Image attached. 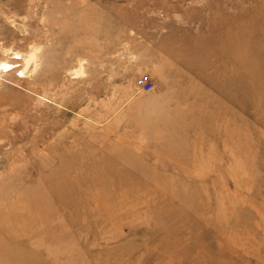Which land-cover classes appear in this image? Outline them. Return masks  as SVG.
Returning <instances> with one entry per match:
<instances>
[{"label":"rangeland","instance_id":"374dc122","mask_svg":"<svg viewBox=\"0 0 264 264\" xmlns=\"http://www.w3.org/2000/svg\"><path fill=\"white\" fill-rule=\"evenodd\" d=\"M0 264H264V0H0Z\"/></svg>","mask_w":264,"mask_h":264},{"label":"built area","instance_id":"2783aa9c","mask_svg":"<svg viewBox=\"0 0 264 264\" xmlns=\"http://www.w3.org/2000/svg\"><path fill=\"white\" fill-rule=\"evenodd\" d=\"M150 82V77L149 76H144L142 77V79L140 80V84L142 85V87H145V85H147ZM153 87V86H152ZM152 87L147 89V90H152Z\"/></svg>","mask_w":264,"mask_h":264}]
</instances>
